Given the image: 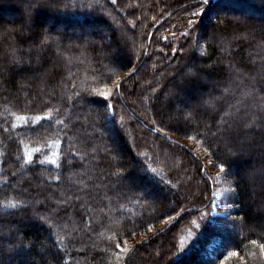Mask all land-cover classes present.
<instances>
[{
    "label": "snow or ice",
    "instance_id": "1",
    "mask_svg": "<svg viewBox=\"0 0 264 264\" xmlns=\"http://www.w3.org/2000/svg\"><path fill=\"white\" fill-rule=\"evenodd\" d=\"M209 2L190 0L182 5L186 15L166 11L168 5L161 7V0H104L103 3L101 0H34L29 5L21 27L14 30L20 39L0 49V75L6 71L20 72L21 91L28 89L32 81L38 82L23 97L19 94L0 97V264H37L32 254L36 242L29 240L19 225L8 226L9 217L29 218L45 226L48 242L40 245L41 264H81V254L84 258L88 255L86 241H94L96 237L106 241L103 247L93 244L105 253L103 259H110L112 264H130L134 249L127 246L128 239L121 238L119 233L108 235L114 231L113 197L117 202L120 198L151 197L147 189L127 184L123 186L127 191L118 187L127 180V170L120 162L119 145H109L104 137L106 130L114 125L126 126L129 108L126 97L131 95L136 96L132 101L136 107L128 118L146 130L145 140L152 138L153 145L168 149L162 160L158 155L152 160L147 152H138L137 156L142 158L140 170L151 173L149 179L154 185H162L161 191L166 189L172 195L186 191L185 200H196L198 194L202 196L210 189L212 199L208 207L224 209L216 214L223 219L211 223L240 233L249 230L253 221L245 219L247 213L241 216L237 210L241 208L244 185L255 183L257 178L260 200L264 201V160L239 179L230 172L229 161L232 157L253 156L257 133L264 148V131H261L264 130V24L250 28L244 21L236 20L229 21L230 28H220L218 22L205 25L202 17L214 18L215 5L208 7ZM148 8L153 15H148ZM33 9L59 15L64 27L51 36L47 29L37 27ZM100 16L106 19L96 18ZM68 27L71 32L64 31ZM197 29L199 39L193 41ZM133 31L141 38L129 43L125 37ZM153 31L157 33L155 39ZM94 32L98 38L91 43L98 45L99 52L98 67H92V73L97 79L93 82L95 86H86L74 70L73 58L66 53L80 47L75 40L83 41ZM117 32L121 35L117 36ZM180 39L184 43L177 45ZM226 39L232 42L231 51L223 48ZM161 41L165 42L164 47H156ZM201 41L227 55L218 57L212 65L204 61L195 63L196 71L183 73L163 92L160 91L163 85L155 75L142 78L145 57H155L152 69L160 68V75L174 76L173 58H183L185 44L191 46L193 53L203 55L206 49ZM242 46L248 49V63L235 59ZM193 60L197 58L193 56ZM46 61L48 67L44 66ZM165 64L167 68L163 67ZM205 71L209 75L211 71L223 72L226 78L214 81L212 89L206 91ZM137 81H141L139 93L129 88ZM186 90L192 94L186 95ZM165 101L167 113L162 112ZM181 109L182 120H176L172 112ZM172 135L200 144V153L218 169L216 174L211 175L200 156L177 143ZM49 140L52 141L50 156L40 147L26 143L42 142L48 146ZM158 141L163 143L157 144ZM179 152L192 157L191 164L201 177L199 181H193L190 167L176 160ZM260 156L264 158V151ZM153 162L164 163L171 175L165 178L161 169L152 167ZM9 169L13 170L9 172ZM199 183H205L206 189L194 186ZM113 189L116 191L110 196ZM221 200L222 204L217 203ZM257 207L259 214L254 223L259 231L250 243L258 249L260 264H264V205ZM174 210L180 215L186 208L177 204ZM197 211L202 213L201 219L208 218V212ZM174 219L175 216L168 214L162 223L168 226ZM193 223L201 227L196 221ZM148 230L151 231L150 225ZM238 255V252L230 253V256Z\"/></svg>",
    "mask_w": 264,
    "mask_h": 264
},
{
    "label": "trees",
    "instance_id": "2",
    "mask_svg": "<svg viewBox=\"0 0 264 264\" xmlns=\"http://www.w3.org/2000/svg\"><path fill=\"white\" fill-rule=\"evenodd\" d=\"M85 2H88V0H85ZM103 2L104 0H101V3ZM189 2L190 0H161L160 6L163 7L164 4H167L168 8L166 11L175 10L174 14L175 12H179L181 15H186L182 9V5ZM33 3L34 0H0V49L7 48L8 44L20 39L19 33L14 30L21 27L24 15L28 11L29 5ZM213 5H215L213 8L214 18L209 20L207 17H202L205 25L218 22V27L230 28L229 21L235 22L236 20L244 21L250 28H259L261 24H264V0H210L208 7H212ZM146 11L149 16L154 14L150 8L146 9ZM33 12L37 21V27L41 30L47 29L51 36H56L57 31L64 27L62 17L55 13L36 9H33ZM96 18L106 19L102 16ZM165 22H167V18ZM50 25L51 27H49ZM64 31L71 32L72 29L68 27L64 28ZM120 35L121 33L117 32V36ZM152 35L153 39H155L157 33L153 31ZM97 38L98 34L94 32L83 41L75 40L74 43L80 45V47L66 53V55L73 58L74 70L79 72L86 86H95L93 82L97 79L96 75L92 73V67H98L97 56L99 47L91 43L96 41ZM125 38L129 39V43H131L132 39L139 40L141 37L133 31L129 32ZM192 39L193 41L199 39V29L193 33ZM164 43V41H161L156 47H164ZM182 43H184L183 39L176 42L177 45ZM201 44L204 45V42L201 41ZM231 45V40L226 39L223 48L231 51ZM204 47L206 51L202 55L200 52L193 53L191 46L185 44V51L182 54L183 58L179 60L173 58L175 67L171 71L176 73L174 76H169L168 73L160 75V68L156 70L152 69V62L155 60V57H145L146 63L141 70L142 78L143 75H147L148 78H152L155 75L159 83L163 85L160 89L163 92L172 80L178 81L179 76L183 73L196 71L195 63L204 61L206 64L212 65L217 61L218 57L227 55V52L217 49L215 46L208 47L204 45ZM165 51L167 52L168 49L165 48ZM8 52L10 55L11 49H8ZM239 53L238 56H235L236 61L248 63L247 47L242 46L239 49ZM160 55L162 56V54ZM193 56L197 58L195 62ZM253 59H256L255 53H253ZM157 63H160V61H157ZM44 66L48 67L49 62L46 61ZM163 67L167 68L168 66L165 64ZM204 75L208 80L207 83L203 84V88L206 91L212 89L214 81H223L226 78L225 73L218 71H211L210 75L208 71H205ZM19 80L20 72L17 71H6L0 75V89H3V91H0V97L4 95L15 97L17 94L23 97L28 95L38 85L37 81H32L28 89L21 91ZM140 83L141 81H137L129 85V88L133 92L139 93L142 90L139 87ZM185 94L191 95V90H186ZM126 98L129 102V108L126 111L128 112V116H131V109L136 107L135 104H132V101L136 100V96L131 95ZM164 103L165 106L162 108V112L167 113L169 111L167 107L168 102L165 101ZM9 107H12V105H9ZM12 110L15 111L16 109L13 107ZM182 110H173L172 114L176 120H182ZM128 116L125 117L127 123L124 128H121L118 124L114 125L106 130L104 139L109 145L115 142L121 145V151L119 152L120 162L127 170V180L121 182L118 187H123L124 184H127L133 188L147 189L151 197L146 200H124L120 198L118 202L113 197V211L111 215L113 217L112 224L114 231L109 232L108 235L119 233L121 238L128 239L127 246L134 249L131 254L130 264H245V262L246 264H260L258 249L250 243V240L256 238V233L259 231V228L255 227L254 223L259 214V207L257 206L264 205V201L260 200L259 195V178H257L255 183L244 185V190L240 197L241 208L237 210L241 216L247 213L245 219L253 221L249 225V230L246 233H240L230 230L222 224H213L211 223L212 220H221L223 217L215 219L211 216L212 209L208 207L209 201L212 199L211 191L210 189H206L205 183L194 185L200 189H206L202 196L198 194L196 200H185L184 197L188 195L186 191H181L175 195L168 193L166 189L161 191L163 186L154 185L153 180L149 179L152 174L144 173L140 170L139 162L142 158L137 156L138 152H147L152 160H156L158 155L162 160L164 159V152L168 151V149H161L153 145L152 138L145 140L146 130L138 128L136 120L129 119ZM178 116H181V118L179 119ZM172 139L199 155L201 161L208 166L210 174L214 175L211 173V169L214 167L200 153L202 147L200 144L187 140L183 136L172 135ZM26 143L30 147H40L49 156L52 153V148L50 147L51 140H49L48 146H45L42 142L39 145H34L31 141H26ZM161 143L163 142H157V144ZM9 145L11 147V142H9ZM262 151H264V148H261L260 133H257L253 156L246 155L230 159L229 170L233 176L239 179L240 175L249 173L253 168H258L262 160H264L260 156ZM176 160L182 161L185 166L191 168L193 181L201 179L196 173L195 167L191 164V156H188L184 152H179ZM152 167L161 169L165 174V178L171 175L169 168L164 163L153 162ZM214 169L218 171V169ZM12 170L9 169V172ZM104 171L107 173V165ZM112 179L114 180L115 177ZM123 190L127 191L128 189L123 187ZM115 191L113 189L109 192V195L112 196ZM171 201H177V204H182L186 208V211L180 215H176L174 209L177 204H172ZM117 203H119V210L117 209ZM197 209H203L204 212H208V218L206 220L201 219L202 213L197 211ZM168 214L175 216V219L170 225L164 226L162 220L167 219ZM193 221H196L201 227L197 228ZM6 224L10 227L19 225L26 237L36 242V247L33 249L32 254L35 256L37 264H41L40 257L43 250L40 245L41 243L47 244L48 242V232L45 230V226L29 218L21 220L13 217L7 218ZM149 225L151 226V231L148 230ZM161 228L164 229L162 232ZM129 232L132 233L131 236L128 235ZM139 238L142 239L137 240ZM86 242L89 246L88 255L87 258H84V254H81V264H112L110 259H103L105 256L104 252L93 247L94 243L103 247L106 241L96 237L94 241L89 240ZM231 252H238L239 255L230 256Z\"/></svg>",
    "mask_w": 264,
    "mask_h": 264
},
{
    "label": "rangeland",
    "instance_id": "3",
    "mask_svg": "<svg viewBox=\"0 0 264 264\" xmlns=\"http://www.w3.org/2000/svg\"><path fill=\"white\" fill-rule=\"evenodd\" d=\"M18 18V17H17ZM19 19V18H18ZM166 34V33H165ZM178 118L180 119L181 118V116H178ZM184 143H186L185 141H184ZM114 144H117L116 142L114 143ZM118 145V144H117ZM121 145H119V148H118V151L120 152L121 151V147H120ZM216 170L214 169V168H212L211 169V173H213L214 175L216 174ZM217 203H220V204H222L223 203V200H221V201H217ZM224 211V209L221 207V208H217V209H212V214H211V216L213 217V218H220V217H222V216H217L216 214L219 212V213H222ZM142 238H139V239H137V240H141Z\"/></svg>",
    "mask_w": 264,
    "mask_h": 264
}]
</instances>
